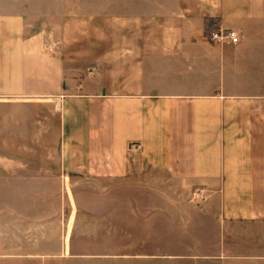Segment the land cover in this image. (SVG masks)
<instances>
[{
    "label": "crops",
    "instance_id": "obj_1",
    "mask_svg": "<svg viewBox=\"0 0 264 264\" xmlns=\"http://www.w3.org/2000/svg\"><path fill=\"white\" fill-rule=\"evenodd\" d=\"M146 1L119 0V36L85 73L32 32L33 0H0V109L57 115L0 111V135L44 142L54 129L58 172L90 187L153 170L203 190V217L219 228L211 257L222 259L241 236L232 225L264 229V0ZM219 27L240 41L212 40Z\"/></svg>",
    "mask_w": 264,
    "mask_h": 264
},
{
    "label": "rangeland",
    "instance_id": "obj_2",
    "mask_svg": "<svg viewBox=\"0 0 264 264\" xmlns=\"http://www.w3.org/2000/svg\"><path fill=\"white\" fill-rule=\"evenodd\" d=\"M30 9L32 32H45L85 73L121 31L119 0H33ZM0 111L57 117L55 109ZM0 137V264H264V229L247 222L231 226L241 236L229 238L228 256L211 257L219 228L203 217L201 189L176 187L153 170L90 187L86 176L58 172L54 129L44 142ZM41 147L53 154L43 164Z\"/></svg>",
    "mask_w": 264,
    "mask_h": 264
},
{
    "label": "built area",
    "instance_id": "obj_3",
    "mask_svg": "<svg viewBox=\"0 0 264 264\" xmlns=\"http://www.w3.org/2000/svg\"><path fill=\"white\" fill-rule=\"evenodd\" d=\"M209 37L215 41L224 40L230 43H238L241 39V35L237 30L221 27L211 30L209 33ZM51 48H53V46H51ZM132 145L137 149L141 147L139 143H133Z\"/></svg>",
    "mask_w": 264,
    "mask_h": 264
}]
</instances>
